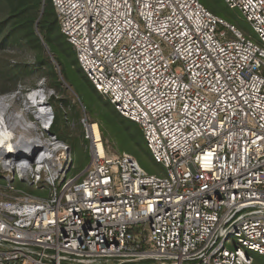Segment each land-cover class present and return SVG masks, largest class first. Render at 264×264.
I'll return each mask as SVG.
<instances>
[{"label":"built area","instance_id":"1","mask_svg":"<svg viewBox=\"0 0 264 264\" xmlns=\"http://www.w3.org/2000/svg\"><path fill=\"white\" fill-rule=\"evenodd\" d=\"M223 2L254 36L199 0H50L77 64L162 168L109 153L74 95L89 153L75 171L51 131L55 93H0V264L264 259V0Z\"/></svg>","mask_w":264,"mask_h":264},{"label":"rangeland","instance_id":"2","mask_svg":"<svg viewBox=\"0 0 264 264\" xmlns=\"http://www.w3.org/2000/svg\"><path fill=\"white\" fill-rule=\"evenodd\" d=\"M201 1L211 12L216 13L222 19H225L229 23L235 25L244 34L254 36L249 25L244 21L242 15L236 8L228 7L223 2V0ZM42 8L43 4L41 3L38 13V19L41 15ZM1 12L2 6L0 5V93L13 92L17 89H36L39 86L44 87L47 92L53 91L55 94L51 95L50 101L53 99L56 103L54 114L55 116L58 115L57 133L61 134L62 140H64L70 147L71 158L74 163L75 171L83 170L88 163L89 153L82 139L81 128L76 122V118L78 117V109L76 104L71 110H68L66 105L71 101L73 96L76 95L86 109L88 115L92 119L98 120L100 109L102 107L104 108L105 104L102 103V106H99L97 102L90 100L91 97L88 96L86 88L81 85V80L80 82L77 79L75 80L78 84H69L64 80L60 71V67L56 62L52 51L47 46V44L43 40H41L42 36L40 35L36 24L33 25V31L35 35H38V37L41 38V46L39 50L44 56V62L41 64L33 63V60L35 61L36 51L30 49V46L28 47L25 44L24 40L22 42H18L21 40L16 41L15 36L5 34V28L8 26L9 18L5 15H1ZM50 66L52 67V70L49 69ZM73 67L76 69L80 66L76 63L75 65H73ZM80 69L82 71H80L81 76L85 75L88 82L92 85L81 67ZM51 71L55 73L54 79ZM262 73L264 75V69H262ZM79 86L81 87L79 88L80 91L77 88ZM98 94L101 96L102 100L105 101V103L107 101L114 108V106L105 96L101 95L100 93ZM115 111L118 113L116 109ZM73 119H75L74 123ZM105 128V142L107 145V151L109 153L115 154L126 151L133 154L135 157L137 156L135 153L136 149H132L130 144L128 145L126 143L124 146L121 143L122 139H119V136L116 133L117 130L114 132L109 130V128L107 127ZM144 149L146 153L141 152L143 151L141 148L139 151H137V160L139 164L149 172L160 170L162 167L152 160L146 146H144ZM252 255L254 257L253 264H264V259L262 257L254 253Z\"/></svg>","mask_w":264,"mask_h":264},{"label":"trees","instance_id":"3","mask_svg":"<svg viewBox=\"0 0 264 264\" xmlns=\"http://www.w3.org/2000/svg\"><path fill=\"white\" fill-rule=\"evenodd\" d=\"M199 1L203 3L201 0ZM41 3L43 4V8L38 19ZM0 5L2 6L1 15H5L9 18L8 26L5 28V34L15 36L16 41L21 40L18 42L24 40L25 44L28 47L30 46V49L36 51L35 61L33 60V63L41 64L44 62V56L39 50L41 46L40 41L43 40L52 51L64 80L69 84H78L75 80L77 79L79 82L81 80V85L86 88L88 96L91 97L90 100L97 102L99 106H102V103L105 104V107L100 109L99 118L96 120L99 123L103 140L106 141L105 127L114 132L117 130L116 133L119 139H122L120 140L124 146L126 143L128 145L130 144L132 149H136L135 153L137 156V151H139L140 148L143 150L141 152L146 153L144 149L146 145L138 124L122 117L107 101L105 103L94 87L88 82L86 76H81L80 73L82 71L80 67L76 69L73 67V65L77 63L74 50L59 30V25L50 0H0ZM34 24L38 27L42 39L39 38L38 35H35L33 31ZM49 69L52 70V67L50 66ZM51 74L54 79L55 73L51 71ZM77 88L80 91L79 88L81 87L79 86ZM51 131L62 139L61 134L57 133L58 115L54 117ZM137 156L136 158L138 159Z\"/></svg>","mask_w":264,"mask_h":264},{"label":"bare ground","instance_id":"4","mask_svg":"<svg viewBox=\"0 0 264 264\" xmlns=\"http://www.w3.org/2000/svg\"><path fill=\"white\" fill-rule=\"evenodd\" d=\"M44 89L42 87H38L36 89H34V92H33V95L36 94V95H40V97L43 99L44 96H46V93L43 91ZM38 93V94H37ZM32 95V96H33ZM31 96V97H32ZM2 106V105H1ZM45 110V109H44ZM9 149H11V145H9Z\"/></svg>","mask_w":264,"mask_h":264}]
</instances>
